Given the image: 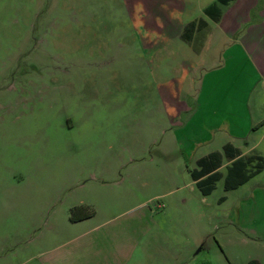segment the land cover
<instances>
[{
	"label": "rangeland",
	"instance_id": "obj_1",
	"mask_svg": "<svg viewBox=\"0 0 264 264\" xmlns=\"http://www.w3.org/2000/svg\"><path fill=\"white\" fill-rule=\"evenodd\" d=\"M210 1L0 0V264H45L52 246L92 258L126 233L145 234L144 264H264V168L202 196L193 156H157L174 123L164 102L196 73L182 25L205 20L203 63L230 35L202 13ZM78 202L91 213L72 221Z\"/></svg>",
	"mask_w": 264,
	"mask_h": 264
},
{
	"label": "crops",
	"instance_id": "obj_2",
	"mask_svg": "<svg viewBox=\"0 0 264 264\" xmlns=\"http://www.w3.org/2000/svg\"><path fill=\"white\" fill-rule=\"evenodd\" d=\"M246 1L248 0H222V2L211 0L201 7L202 13L210 21L221 24L222 32L230 33L229 36L226 35L221 50L222 56L220 54L216 62L202 61L205 51L207 56L210 55V41L207 39L201 43L197 42L206 26L203 18H199L200 22L189 31L191 36L187 39L184 38L183 33L187 35L189 32L184 27L196 19L183 24L178 33L179 38L187 43L188 48L193 52L194 60L191 67H194L196 73L188 77L186 86L180 89L181 95L178 100L173 103H168L167 100L164 102L165 105L169 104V107L165 108L166 114L172 116L174 123L169 126L171 130L166 134L168 127L162 128V134L166 137L160 143L157 156L163 158L168 154L176 155L177 152L181 153L179 155L193 156L195 167L189 172L191 178L189 185L195 186L197 180L214 170L223 175L226 166L235 158H244L250 161V164L254 163L252 168L255 169L246 181L236 187L247 182L264 168V120H262L264 115L261 113V97L264 96V0H256V3H262L258 9L255 0L248 3ZM212 3L219 9L217 20L211 19L203 11ZM255 5L257 17L246 20L247 11ZM238 7H241L243 12L239 13ZM164 42L171 44L168 41ZM196 58L200 61H195ZM161 61L164 62V58ZM163 93L177 94L172 87ZM156 142L157 140L154 139L152 145ZM213 153L218 154V157L216 155L213 157V162L218 158L220 160V164L214 170L209 157ZM257 163L259 167L256 166ZM220 179L223 186L222 178L216 180L214 186ZM195 188L200 195H207L201 194L196 186ZM82 203L78 202L77 206H81ZM104 222L83 227L79 230L81 232L75 231L68 235L62 244L71 245L82 236L95 231ZM144 236L145 234L136 233L118 235L117 242L111 243L114 249L107 248L108 245L105 244V248L100 247L101 251H96L92 258H87L80 252L76 253L71 247L60 252L57 250L58 246H52L43 254L53 253L45 264H144L142 259L144 257L150 259V254L145 253V250L138 251L134 246ZM107 239L108 237L105 238L103 235L102 240ZM123 241L127 246H124ZM157 261L156 263L159 264L160 261L158 259ZM251 261L261 264L257 258L249 259L246 264H251Z\"/></svg>",
	"mask_w": 264,
	"mask_h": 264
},
{
	"label": "trees",
	"instance_id": "obj_3",
	"mask_svg": "<svg viewBox=\"0 0 264 264\" xmlns=\"http://www.w3.org/2000/svg\"><path fill=\"white\" fill-rule=\"evenodd\" d=\"M220 2H222V0H220ZM203 11L211 19L217 20L219 15V9L217 8L216 4L212 3L206 6ZM195 25L196 23L191 21L184 27V29L189 32L190 30L194 29ZM215 155L216 153L209 155L210 160H212V170H214L220 164L219 158L217 159V161L213 162V157H218V154L216 156ZM253 164L254 163L250 164V161H247L244 158H235L226 166L225 173L223 175H221L219 171L214 170L211 173L207 174L204 178L197 180L195 182V186L198 188L201 194L205 195L212 191V189L214 188L215 181L219 178H222L224 190L235 188L237 185L246 181L255 171V169L252 168L254 167ZM256 166L259 167V163H257ZM221 199L222 197H220V200ZM90 213L91 211L84 210L82 206H74L70 209L69 219L75 221L81 218L88 217ZM250 263L256 264L255 261H251Z\"/></svg>",
	"mask_w": 264,
	"mask_h": 264
}]
</instances>
